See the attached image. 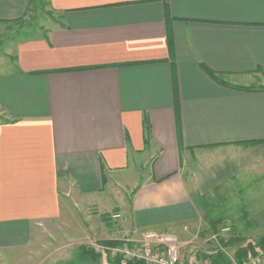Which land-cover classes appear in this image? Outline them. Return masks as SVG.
I'll list each match as a JSON object with an SVG mask.
<instances>
[{"label":"crops","instance_id":"obj_1","mask_svg":"<svg viewBox=\"0 0 264 264\" xmlns=\"http://www.w3.org/2000/svg\"><path fill=\"white\" fill-rule=\"evenodd\" d=\"M32 4L0 0V32ZM48 5L0 60V261L34 258L36 236L79 204L121 215L111 241L190 235L198 197L210 226H229L231 203L245 231L264 232V90H240L264 74V0ZM50 236L48 258L84 261L69 234Z\"/></svg>","mask_w":264,"mask_h":264},{"label":"rangeland","instance_id":"obj_2","mask_svg":"<svg viewBox=\"0 0 264 264\" xmlns=\"http://www.w3.org/2000/svg\"><path fill=\"white\" fill-rule=\"evenodd\" d=\"M32 3L33 4L31 7V12L25 20L1 27L2 31L0 32V60H5L6 58L12 59L13 49L17 41L23 35L28 33L27 31L37 29L40 25H44V23L49 19L50 13L48 0H32ZM252 88L256 90H264V74H261L259 76L258 81L255 82ZM147 169L148 168L145 167L143 169L139 168L137 170L138 183H141L143 181V176L141 175V173L147 172ZM202 203H204L205 208V211L203 212L202 225L199 228H193L190 231V235H174L177 238V242L181 249L184 260L189 261V256L192 255H199L202 257L210 255L209 257H213L214 255H217V253H220L227 259L228 262H230L232 260H236V254L239 249L245 248L249 244H253L255 246L258 241L264 238V232H255V229L252 228L249 231H245L246 229L243 227L242 223L240 224L237 222V216H239V213L235 208H233L234 206L231 203L229 210L230 213L228 212L230 215L229 218L231 219H228V221L225 223L229 226L218 228H215L213 225L210 226L211 223H213L210 213V199L205 198ZM224 207L226 206L224 205ZM114 213L115 212L111 210H106L103 213H99L98 210L94 207L90 206L86 209L79 204L75 208L74 213L71 214V217H68L66 225H62V227L55 226V228L48 229L50 230L51 234L45 233L44 238L46 239H44L43 236L40 238V235L36 236L34 244L29 249L31 251V255L34 258L26 261L15 259L13 260L12 264H120L117 259H113L108 254L96 250V246L101 244L103 245L104 242L108 241L119 242L122 243V245L125 243H134L131 242L134 240L130 238H126L125 240H108V237L113 233V231L119 232L121 230L119 227H117L119 223L112 218ZM213 215H215L213 218H216L215 212L213 213ZM98 227H104V232H101L99 234ZM66 234H69L70 237H73L74 239V241L70 240V242H73L71 246L74 253H76V251H81L84 255H88V257L85 256L82 258L84 259V261L81 262L78 259L67 260L65 256H62L64 254L56 257H52L51 255V257L49 256L48 258L50 252H55L54 247H60L59 244L53 245L54 243H49L51 239L50 235H57V237H63V239H65ZM195 234L196 237H194ZM86 235L90 236L91 240H88ZM94 237L96 239H94ZM51 241L54 240L51 239ZM140 241H142V238L140 239ZM63 246L65 247L69 245H67L66 243V245ZM262 251L263 250L256 249L254 255ZM202 257H198V260H202ZM248 257H250V255ZM45 258H47V260H45ZM137 263L142 262H135L130 264ZM0 264H3L2 261H0Z\"/></svg>","mask_w":264,"mask_h":264},{"label":"built area","instance_id":"obj_3","mask_svg":"<svg viewBox=\"0 0 264 264\" xmlns=\"http://www.w3.org/2000/svg\"><path fill=\"white\" fill-rule=\"evenodd\" d=\"M113 220L121 219V215H113ZM228 231V230H226ZM118 247L96 246V250L117 259L120 264L142 262L146 264H211L204 260H184L177 238L171 234L146 231L142 241H131ZM229 264H264V251L250 256L240 262L232 260Z\"/></svg>","mask_w":264,"mask_h":264},{"label":"trees","instance_id":"obj_4","mask_svg":"<svg viewBox=\"0 0 264 264\" xmlns=\"http://www.w3.org/2000/svg\"><path fill=\"white\" fill-rule=\"evenodd\" d=\"M208 73V75L217 83L224 85V83L221 80V77H219L218 75H216L215 73L211 72V71H206ZM240 90H245V91H253L256 90L254 88H247V89H241ZM261 90V89H259ZM201 199L200 202H198ZM205 198L203 197H198L197 198V202L199 203V205H202V207H204V203H202L204 201ZM104 246L107 247H118L121 246L122 243L119 242H104L103 243ZM256 249L259 250H263L264 251V238H262L260 241H258V243L254 246L253 244H249L247 247L245 248H241L238 250L237 254H236V260L238 262L246 259L249 255L250 256H254ZM86 254V253H85ZM89 254V253H87ZM88 257V255H85ZM210 262L211 264H229V262L227 261V259L221 255L220 253H217V255H214L213 257L210 258ZM137 264H142V263H137Z\"/></svg>","mask_w":264,"mask_h":264}]
</instances>
